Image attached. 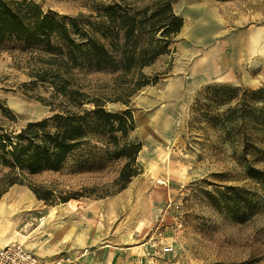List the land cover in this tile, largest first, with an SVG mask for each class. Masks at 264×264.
Wrapping results in <instances>:
<instances>
[{
	"label": "rangeland",
	"instance_id": "374dc122",
	"mask_svg": "<svg viewBox=\"0 0 264 264\" xmlns=\"http://www.w3.org/2000/svg\"><path fill=\"white\" fill-rule=\"evenodd\" d=\"M36 1L46 10L75 15L122 0ZM126 1L137 5L150 0ZM172 4L184 25L171 51L143 69L150 75L158 73L159 79L130 95L129 105L107 102L111 109L133 110L135 128L129 136L143 143L134 166L139 173L123 187L117 178L124 159L108 158L92 169L79 170L76 155L58 172L44 170L12 184L0 198L6 208L15 207L18 239L7 244L25 246L47 235V225L62 214L59 206L70 201L74 210L78 208L76 214H85L90 226L95 225L99 244L146 243L150 252H156L158 236H169L175 246L168 257L170 264H264V184L250 176L264 177V133L255 129L251 136L241 131L229 136L193 109L208 84L226 82L250 89L264 85V0H175ZM193 9L201 12L194 15ZM192 20L204 24L195 41L188 36ZM216 55H226L230 68L219 76L211 67L205 72L201 65ZM18 62L19 58L0 48V105L12 110L9 126L14 128L52 113L43 99L53 89L32 83L17 68ZM79 82L85 90L113 96L118 94L116 87L126 86H116L109 72H91ZM30 185L50 189L51 201L39 198ZM227 185L243 190L231 192ZM90 250L82 247L83 253Z\"/></svg>",
	"mask_w": 264,
	"mask_h": 264
},
{
	"label": "trees",
	"instance_id": "16d2710c",
	"mask_svg": "<svg viewBox=\"0 0 264 264\" xmlns=\"http://www.w3.org/2000/svg\"><path fill=\"white\" fill-rule=\"evenodd\" d=\"M173 1L137 5L114 1L95 12L63 15L46 10L36 0H0V48L19 58L17 68L32 83L53 89L43 99L52 113L20 128L9 126L12 110L0 105V198L12 184L44 170L58 172L76 155L79 170L92 169L108 158L124 159L117 178L123 187L139 173L134 166L143 143L129 136L135 128L133 110L111 109L107 102L128 104L129 96L141 86L159 79L158 73L150 75L143 69L171 51L184 25ZM91 72H109L116 86H126L116 87L115 96L85 90L79 79ZM194 102L197 116L208 118L229 136L240 131L251 136L249 132L255 129L264 133V85L250 89L211 83ZM250 176L264 184V177ZM30 187L39 198L51 201L50 189ZM227 188L243 190L237 185ZM233 199L241 205L239 199Z\"/></svg>",
	"mask_w": 264,
	"mask_h": 264
},
{
	"label": "crops",
	"instance_id": "0c3cea01",
	"mask_svg": "<svg viewBox=\"0 0 264 264\" xmlns=\"http://www.w3.org/2000/svg\"><path fill=\"white\" fill-rule=\"evenodd\" d=\"M69 202L61 209L59 208L60 213H62L61 216L47 225L45 230L48 234L44 237L40 235L38 239L29 240L27 246L25 245L27 249L32 250L33 248L36 254L49 260L65 253H59V251L68 250L67 253L75 258L73 264H170L169 260L173 252H164L162 247L173 244V237L164 236L161 238L158 236L159 239L155 242L158 247L156 252H150V249L144 246L146 243L132 247H123L114 242H101L99 244L101 239L95 232V225L90 226V219L85 214H76L78 208L74 210L73 207L75 206L69 205ZM2 206L3 210L0 212V248L8 242L18 239L17 222L14 218L15 212H13L15 207L6 208L3 202ZM8 210L9 214L7 215ZM5 217L6 219H4ZM24 237L28 241V235ZM84 246L91 247L92 250L89 253H83L82 247ZM57 252L59 254H56Z\"/></svg>",
	"mask_w": 264,
	"mask_h": 264
},
{
	"label": "built area",
	"instance_id": "2783aa9c",
	"mask_svg": "<svg viewBox=\"0 0 264 264\" xmlns=\"http://www.w3.org/2000/svg\"><path fill=\"white\" fill-rule=\"evenodd\" d=\"M174 245L162 247L164 252H174ZM75 258L70 253H62L54 259H44L22 243L13 242L0 248V264H73Z\"/></svg>",
	"mask_w": 264,
	"mask_h": 264
},
{
	"label": "bare ground",
	"instance_id": "6f19581e",
	"mask_svg": "<svg viewBox=\"0 0 264 264\" xmlns=\"http://www.w3.org/2000/svg\"><path fill=\"white\" fill-rule=\"evenodd\" d=\"M208 4V3H207ZM205 8V7H204ZM200 9H193L192 13L194 15H196ZM211 11V10H210ZM191 19H193V17H191ZM211 19V18H210ZM209 21V20H208ZM212 22V21H211ZM214 24V23H213ZM190 28L188 29V36L193 37L194 41L197 40V34L200 32H203L204 30V24H201L199 21L197 20H192V22L190 23ZM185 28V27H184ZM226 40V39H225ZM254 43V42H253ZM252 43V44H253ZM256 52V50H255ZM257 53V52H256ZM254 55V54H253ZM213 56V55H212ZM257 56V55H256ZM220 58V59H219ZM254 58V57H253ZM255 60V59H253ZM257 60V59H256ZM227 56H220V55H216L215 57H211V62H207L206 60L204 61V64L201 63L202 68L205 69V72H210L211 68H213L214 70L212 72H215L216 75H221L222 72H224L226 69H230L227 65ZM257 62V61H256ZM210 63V64H208ZM255 63V62H254ZM235 65V64H234ZM211 67V68H210ZM251 71V70H250ZM243 72V71H242ZM210 73H207V76H209ZM242 74V73H241ZM239 76V75H238ZM230 79V78H228ZM31 189V188H30ZM34 192V191H33ZM14 196L16 195V192H14L13 194ZM65 203V202H64ZM64 204L60 205L59 207H63ZM57 207V206H56ZM56 207H54V209H56ZM53 209V210H54ZM3 210V206H2V201H0V212ZM42 221V224L45 223V217H42L40 219ZM144 244V243H143ZM115 248V247H114ZM140 250V249H139ZM142 253V252H141Z\"/></svg>",
	"mask_w": 264,
	"mask_h": 264
}]
</instances>
